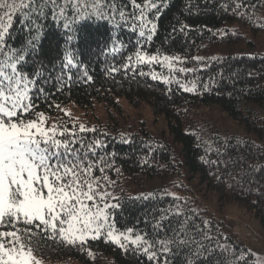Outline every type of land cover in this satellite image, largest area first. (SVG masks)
<instances>
[{
  "label": "trees",
  "instance_id": "trees-1",
  "mask_svg": "<svg viewBox=\"0 0 264 264\" xmlns=\"http://www.w3.org/2000/svg\"><path fill=\"white\" fill-rule=\"evenodd\" d=\"M155 3L159 11L143 8V21L131 0H115L123 19L82 17L68 9L67 19L54 20L51 6L44 16H34L37 47L18 66L33 81L28 88L35 111L28 118L59 115L65 129L57 139L75 141L72 148L88 152L93 174L110 194L99 205H117L106 209L115 234L142 236L161 258L160 241H186L169 245V264H258L223 219L210 214L208 202L211 197L218 206L234 203L264 228V50L257 43L264 34V0ZM33 35L34 26L30 31L17 18L8 48L26 47ZM233 45H239L235 51L223 49ZM210 47L217 48L215 55L206 53ZM137 52L157 59L138 63ZM69 55L76 66L64 68ZM122 98L135 107L146 105L162 117L166 130L157 134L141 123L119 121L125 117ZM70 103L92 119L94 107L104 105L108 117L83 125L82 132L62 111ZM199 106L218 108L241 130L194 120ZM124 243L126 248L102 235L83 246L69 245L38 235L33 247L54 264H156L144 254L143 242Z\"/></svg>",
  "mask_w": 264,
  "mask_h": 264
},
{
  "label": "snow or ice",
  "instance_id": "snow-or-ice-1",
  "mask_svg": "<svg viewBox=\"0 0 264 264\" xmlns=\"http://www.w3.org/2000/svg\"><path fill=\"white\" fill-rule=\"evenodd\" d=\"M131 3L141 9L139 19L142 21L143 8L159 11L155 0H145L143 5L136 0ZM49 6L54 20L67 19L68 9L82 17L95 15L98 19H107L118 14L124 18L115 0L110 3L93 0L91 4L86 0H0V56L3 57L0 59V264H41L33 247L38 235L83 246L90 239L97 240L104 235L106 226L110 241L122 248H126L125 241L138 247L143 242L146 245L143 252L150 261L169 264L167 254L172 252L169 245H184L186 241H160V251L165 254L161 258L152 250L154 245L142 236L136 235L133 239L123 232L115 234L106 209L117 205L105 203L100 207L98 201L106 200L110 194L93 174L95 162L88 161V152L72 148L75 141L57 139V129L46 127L43 113H36V119L28 118L35 111L28 88L33 81L18 66L25 61L29 48L35 51L37 47L40 28L33 17L44 16ZM17 18L20 23L28 24L30 31L34 26L35 35L27 41L26 47L9 49L7 40ZM63 26L69 27L68 23ZM144 26L141 24L142 29ZM155 28L153 24L151 30ZM144 35L141 30L140 36ZM147 38L152 39L151 35ZM65 59L64 68L76 66L70 55ZM136 59L141 63L155 61L157 57L137 52ZM85 130L80 125V131ZM99 143L97 141L96 146ZM85 147L91 151L93 146ZM99 171L103 172V168ZM21 224L23 227L19 226ZM127 233H133V229H127ZM187 264H195V261L188 260Z\"/></svg>",
  "mask_w": 264,
  "mask_h": 264
},
{
  "label": "rangeland",
  "instance_id": "rangeland-1",
  "mask_svg": "<svg viewBox=\"0 0 264 264\" xmlns=\"http://www.w3.org/2000/svg\"><path fill=\"white\" fill-rule=\"evenodd\" d=\"M257 43L259 44L258 48L264 50V34L260 33L257 37ZM239 45H233L230 48L228 46H223L224 50L232 49L235 51ZM217 52L216 47H210L206 51L207 54L215 55ZM121 104L124 107L125 117L119 118L121 122H137L136 124H143L144 127H147L153 133H160L161 129L166 130L165 122L161 116H156L150 112L149 108L146 105H139L138 107L132 106L126 101V99H121ZM94 113L97 118L88 117V113H85L83 110L76 109L72 103L65 105L62 108L65 116L74 122H78L80 125H92L95 123L102 124L108 117L107 109L104 108V105H96L94 107ZM83 111V112H82ZM46 119V127L57 129V134L61 131H64L65 127L61 124V117L59 115H54L47 117L44 114ZM117 118V116H114ZM29 119H36L29 118ZM113 117H109V120H113ZM193 119L200 121L202 119H207L214 126L218 125L221 128H227L229 131L238 132L241 130L239 125L232 124L231 120L224 117L222 111L214 106H199L193 111ZM234 123V122H233ZM57 138V137H56ZM209 199L208 206L211 212V215H214L217 218H222L226 223L228 231H231L235 242L241 247L245 248L249 253H251L252 259L258 264H264V228L261 227L258 220L252 215L245 213L242 208L234 203H226L222 205H217L216 201ZM101 207V206H100ZM108 228L107 226L104 229V235L106 236ZM107 237V236H106ZM35 255V254H34ZM41 264H54L53 262L43 259L40 256L35 255ZM70 264H80L78 261H72Z\"/></svg>",
  "mask_w": 264,
  "mask_h": 264
}]
</instances>
